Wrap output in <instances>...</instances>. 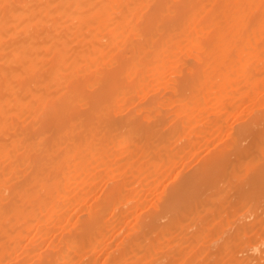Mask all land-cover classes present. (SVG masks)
<instances>
[{
    "label": "bare ground",
    "instance_id": "obj_1",
    "mask_svg": "<svg viewBox=\"0 0 264 264\" xmlns=\"http://www.w3.org/2000/svg\"><path fill=\"white\" fill-rule=\"evenodd\" d=\"M0 264H264V0H0Z\"/></svg>",
    "mask_w": 264,
    "mask_h": 264
},
{
    "label": "rangeland",
    "instance_id": "obj_2",
    "mask_svg": "<svg viewBox=\"0 0 264 264\" xmlns=\"http://www.w3.org/2000/svg\"><path fill=\"white\" fill-rule=\"evenodd\" d=\"M200 155H201V154H189V158H188V160H190V161H192V162H194V163H197V162H199V160L201 159V156H200ZM202 155H205V154H202ZM182 168H183V166L179 167L178 169H182ZM164 182H165V184L168 183V182H169V179H165ZM162 187H163V186H161V189H162ZM101 191H102L101 188L97 190L98 195L101 193ZM156 193H157V192H156ZM156 193H154V195H155ZM96 196H97V195H96ZM92 199L95 200V197H93ZM93 200H92V201H93ZM150 206H151L150 204L146 203L144 206H142L141 208H139V210L146 211ZM121 229H122L121 227H117L116 230H115L116 233H119V234H120V232L122 231ZM119 234H118V235H119Z\"/></svg>",
    "mask_w": 264,
    "mask_h": 264
}]
</instances>
